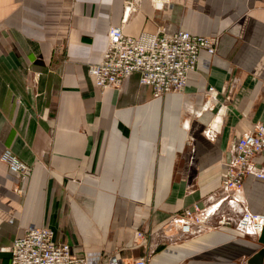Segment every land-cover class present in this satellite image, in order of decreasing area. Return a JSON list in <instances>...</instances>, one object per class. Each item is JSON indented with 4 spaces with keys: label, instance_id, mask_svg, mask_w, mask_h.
<instances>
[{
    "label": "crops",
    "instance_id": "obj_1",
    "mask_svg": "<svg viewBox=\"0 0 264 264\" xmlns=\"http://www.w3.org/2000/svg\"><path fill=\"white\" fill-rule=\"evenodd\" d=\"M124 17L125 0H0V248L50 226L88 264H132L144 255L135 232L208 204L237 140L264 124V0H140ZM121 24L132 36L161 25L217 34L218 50L201 53L182 92L155 98L139 73L101 89L88 68ZM209 86L217 101L198 117ZM7 148L29 177L1 159ZM242 195L264 213V178L249 174ZM263 247L264 233L212 229L163 244L151 263L251 264Z\"/></svg>",
    "mask_w": 264,
    "mask_h": 264
},
{
    "label": "built area",
    "instance_id": "obj_2",
    "mask_svg": "<svg viewBox=\"0 0 264 264\" xmlns=\"http://www.w3.org/2000/svg\"><path fill=\"white\" fill-rule=\"evenodd\" d=\"M140 0H125V17L137 8ZM167 0H158L163 7ZM219 35H197L179 27L161 25L155 33L139 36L124 32V24L109 28L108 44L99 63L90 64L88 73L101 89L124 88L131 76L140 74V82L153 88L155 98L168 92H182L187 80L199 64L201 53L216 54ZM218 90L209 86L205 91L206 101L195 110L200 117L204 111L213 109ZM219 128L209 124L205 133L214 138ZM1 159L21 176L29 177L33 166L21 160L7 148ZM256 163H264V124L253 126L241 136L234 147V156L224 170L220 188L210 197L205 206L194 203L168 217L155 228L135 232L136 241L144 248V255L132 264H152L151 260L166 243L200 236L212 229H220L239 236L260 235L264 231V213L250 210L242 195L245 178L255 174L264 178V166L257 170ZM18 192L25 193L24 188ZM0 252L10 254L11 264H88L78 256L73 245L61 242L50 226L29 227L17 237L11 246L1 247ZM264 264V263H263Z\"/></svg>",
    "mask_w": 264,
    "mask_h": 264
},
{
    "label": "water",
    "instance_id": "obj_3",
    "mask_svg": "<svg viewBox=\"0 0 264 264\" xmlns=\"http://www.w3.org/2000/svg\"><path fill=\"white\" fill-rule=\"evenodd\" d=\"M263 233H264V231L262 232V234ZM263 260H264V247L260 250V252L256 256V258H252L250 260V263L251 264H263Z\"/></svg>",
    "mask_w": 264,
    "mask_h": 264
}]
</instances>
